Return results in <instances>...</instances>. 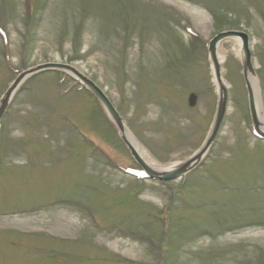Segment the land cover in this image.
Listing matches in <instances>:
<instances>
[{"label":"rangeland","instance_id":"1","mask_svg":"<svg viewBox=\"0 0 264 264\" xmlns=\"http://www.w3.org/2000/svg\"><path fill=\"white\" fill-rule=\"evenodd\" d=\"M229 30L250 37L264 102V0H0V98L20 73L68 64L151 163L175 166L208 136L207 44ZM241 49L217 44L224 122L200 166L172 182L125 173L132 156L70 72L29 77L0 126V264H264V141L249 130Z\"/></svg>","mask_w":264,"mask_h":264},{"label":"water","instance_id":"2","mask_svg":"<svg viewBox=\"0 0 264 264\" xmlns=\"http://www.w3.org/2000/svg\"><path fill=\"white\" fill-rule=\"evenodd\" d=\"M230 37H240L242 39V66H243V72H244V77L247 83V88L249 91V102H250V110L252 114V119L253 123L255 125L256 130L258 133L264 137V132L261 130V123L259 122V118L257 115V108H256V103H255V96L252 91L251 84L248 81V77L252 76L255 77L257 83H258V88H259V82L257 80L255 71L253 69V64L251 60V52L249 50V38L247 34L243 32H238V31H227V32H222L219 35H217L210 43L209 45V51H210V60L212 63V69L215 75V79L218 85V91H219V98H218V105H217V111L216 115L211 127V130L209 132V135L203 144V146L199 149V151L189 160L180 163L176 166H174L171 170L167 171H157L151 167H149L139 156L137 151L135 150L134 146L131 144V142L127 139L126 137V131H127V126L123 120V118L120 116V114L117 112V110L114 108L110 100L107 98V96L103 93V91L95 85L94 82H92L89 78L81 74L78 70L73 68L70 65H65V64H57V63H47L43 65H39L35 68H31L22 74H20L15 81L12 83L10 88L6 91V93L3 95L1 101H0V122L1 119L3 118L6 110L8 109L14 94L16 91L19 89L20 85L24 82V80L41 71L44 70H49V69H61L68 71L72 73L74 76H76L80 81H82L92 92L93 94L98 98L100 103L103 105L105 110L108 112L110 118L116 125L117 129L119 130V133L121 135L122 140L127 144L128 148L131 150L133 156L135 159L138 161V163L146 170L147 174L155 180H162V181H169L173 179H177L181 177L182 175L190 172L194 168H196L205 155L208 153L210 150L211 146L213 145L220 127L222 125L225 113H226V108H227V90L224 86L223 79H222V74H221V66L219 64V61L217 59V54H216V46L220 40H223L225 38H230ZM260 93V89H259ZM196 95L192 94L189 98V103L191 106L195 105L196 103Z\"/></svg>","mask_w":264,"mask_h":264},{"label":"bare ground","instance_id":"3","mask_svg":"<svg viewBox=\"0 0 264 264\" xmlns=\"http://www.w3.org/2000/svg\"><path fill=\"white\" fill-rule=\"evenodd\" d=\"M248 81L251 84L252 91L255 96V103H256L259 122L261 123V128L264 129V116L262 114V103H261L258 83L255 77H252V76L248 77ZM126 137L135 146V148L137 149L141 157L144 159V161L148 163L153 169L163 172V171L171 170L174 167L171 165H158V164L151 163L145 151L137 144V142L132 138V136L129 134L128 131H126ZM69 221L71 222L72 220H68V222Z\"/></svg>","mask_w":264,"mask_h":264}]
</instances>
